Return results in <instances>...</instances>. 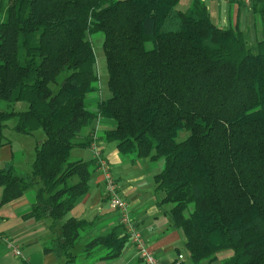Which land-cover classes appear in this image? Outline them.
Returning <instances> with one entry per match:
<instances>
[{
  "label": "trees",
  "instance_id": "16d2710c",
  "mask_svg": "<svg viewBox=\"0 0 264 264\" xmlns=\"http://www.w3.org/2000/svg\"><path fill=\"white\" fill-rule=\"evenodd\" d=\"M180 1L0 0V145L11 119L17 133L45 132L30 170L0 167V203L36 189L26 217L48 221L46 250L60 264L93 226L69 217L58 229L98 169L71 156L91 147L94 133L84 131L99 118L112 122L102 139L121 153L163 158L156 189L195 264L227 249L226 264H264V0H252L255 47L240 28L218 26L203 0L185 10ZM97 32L111 94L92 108L99 77L88 35ZM124 231L92 239L83 256L119 255Z\"/></svg>",
  "mask_w": 264,
  "mask_h": 264
},
{
  "label": "crops",
  "instance_id": "0c3cea01",
  "mask_svg": "<svg viewBox=\"0 0 264 264\" xmlns=\"http://www.w3.org/2000/svg\"><path fill=\"white\" fill-rule=\"evenodd\" d=\"M203 1L218 26L238 27L245 35L251 31L260 35V21L252 4L247 5L240 0ZM112 128L111 121L99 118L84 133H96L97 143L117 179L120 195L129 204L130 215L137 229L146 238L148 247L155 253L160 264H195L181 252V249H186L184 235L172 225L170 205L163 203L164 193L156 189L155 176L163 167L160 159L121 153L115 142L102 139L104 132ZM44 138L45 135L41 133L6 134L2 140L5 144L0 145V167L11 163L21 170L28 171L35 159L36 146ZM22 142H25V147ZM74 150H78V159H95L91 147ZM2 193L3 189L0 188V201ZM35 200L34 188L10 203H0V264H60L56 254L46 250L55 236L48 221L26 217ZM69 217L93 223L92 228L73 248L75 258L70 264H145L129 241L124 244L119 255L113 258L88 261L83 256V250L89 241L107 235L122 225L118 213L109 205L104 176L99 169L92 175L89 192L82 196L70 213L58 223L59 230ZM11 223L15 225V229L10 226ZM10 244L19 246L22 254L14 255ZM232 255V250H223L217 253L214 260L201 264H226L225 261Z\"/></svg>",
  "mask_w": 264,
  "mask_h": 264
},
{
  "label": "built area",
  "instance_id": "2783aa9c",
  "mask_svg": "<svg viewBox=\"0 0 264 264\" xmlns=\"http://www.w3.org/2000/svg\"><path fill=\"white\" fill-rule=\"evenodd\" d=\"M240 1L244 2L247 5L252 4V0ZM93 137L94 140L91 144V148L95 153V160L98 169L102 172L104 176L105 193L108 197L110 207L115 210L119 215L120 222L125 228L124 234L127 236L128 241L135 247L139 258L145 264H160L155 253L148 247V242L146 238L137 229L135 222L132 216L130 215V208L128 202L124 198H122L119 193L117 179L114 177L110 169V164L97 143V136L95 132L93 134ZM9 247L14 255L20 256L22 254L19 246L10 244Z\"/></svg>",
  "mask_w": 264,
  "mask_h": 264
},
{
  "label": "rangeland",
  "instance_id": "374dc122",
  "mask_svg": "<svg viewBox=\"0 0 264 264\" xmlns=\"http://www.w3.org/2000/svg\"><path fill=\"white\" fill-rule=\"evenodd\" d=\"M191 2H192L191 0H189V3H188V0H181L178 4V8L181 10H184V9L188 8V6H190ZM245 36L247 38L248 44L252 47L256 46L257 38L260 37V35H256L252 31L246 32ZM104 38H105V35L103 32H97V33H93V34L88 35V39L91 41V43L94 47L95 59H96L95 65H96V70H97L98 77H99V82H98L99 83V90H97L96 92L90 93L86 98V104H88V106L92 107V108L95 106V104L99 100L106 99L111 94L110 90H109V84H108L109 75H108V69H107V63H106V55H105V50H104V46H103ZM51 87L54 91H57V89H58V85L55 83H52ZM13 106H14L15 110L21 111V110L27 109L28 104L25 102H17ZM5 108H8L7 103L0 101V109H5ZM14 122H15L14 119H11L7 122L8 126L4 130V135H6L8 133H16L12 129ZM12 131H14V132H12ZM35 133L37 135H39V133H41L42 135H45V132L43 129H39ZM187 135H188V132L183 131L180 133V138L183 139ZM22 144L25 147V142H22ZM77 151L78 150H74L72 152V156H71L72 160H75L78 158L77 157ZM159 159H160L159 161H161V163L163 165V163H164L163 158L160 157ZM10 226L14 227L15 225L13 223H11ZM14 229H15V227H14ZM181 252L185 256V258L188 259V257H189L188 250L187 249H181ZM12 256L16 257L14 255H12Z\"/></svg>",
  "mask_w": 264,
  "mask_h": 264
}]
</instances>
